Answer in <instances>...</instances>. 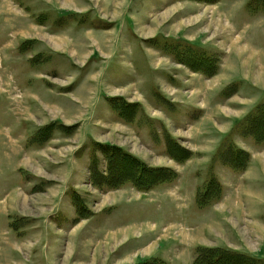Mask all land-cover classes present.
<instances>
[{"label":"rangeland","instance_id":"rangeland-1","mask_svg":"<svg viewBox=\"0 0 264 264\" xmlns=\"http://www.w3.org/2000/svg\"><path fill=\"white\" fill-rule=\"evenodd\" d=\"M262 136L264 0H0V264H264ZM93 143L177 176L97 186Z\"/></svg>","mask_w":264,"mask_h":264},{"label":"trees","instance_id":"trees-1","mask_svg":"<svg viewBox=\"0 0 264 264\" xmlns=\"http://www.w3.org/2000/svg\"><path fill=\"white\" fill-rule=\"evenodd\" d=\"M195 71H201L209 74L208 71L202 68H194ZM121 109V108H119ZM264 141V136L256 139V143L260 144ZM97 143H93L96 146ZM101 146V147H100ZM100 147L101 153L107 158L108 180L100 183L95 182L97 186L103 184L108 185L112 189H116L124 183L132 184L136 189L141 191H148L165 182H172L177 174L171 168L167 167H147L143 161L124 151L119 147L107 144H97ZM181 151L183 147L177 146ZM170 148V147H169ZM172 152V151H171ZM173 153V152H172ZM183 153V152H182ZM172 155H175L174 153ZM230 155H235L231 159L225 160L224 164L231 167L235 171L243 170L250 158L249 153L243 149H231ZM188 155L180 157L178 160H185ZM95 161V156L92 157ZM94 163L92 169L94 170ZM97 167V165H96ZM96 171V170H94ZM97 173V172H96ZM207 188L198 192L196 196L197 205L203 207L206 204L217 200L221 194V187L212 177L208 182ZM196 257L192 264H261L260 260L253 257H248L244 254L228 250L220 247H198L195 250ZM134 264H169L168 262L152 257L144 259Z\"/></svg>","mask_w":264,"mask_h":264},{"label":"crops","instance_id":"crops-1","mask_svg":"<svg viewBox=\"0 0 264 264\" xmlns=\"http://www.w3.org/2000/svg\"><path fill=\"white\" fill-rule=\"evenodd\" d=\"M246 167L248 168L249 165L247 166V164H246ZM246 167H245V168H246ZM245 168H244L243 170H240V171H237V172H241V171H242L243 173H242L241 176H244L245 173H247V170H248V169H247V170L245 171ZM220 195H221V194H220ZM219 198H220V197H219ZM219 198H218V199H219ZM218 199H217V200H218ZM200 208H201V207H200ZM198 209H199V208H198ZM220 248H222V247H220ZM223 248H224V247H223ZM225 249L232 250V249H229V248H225ZM232 251H235V250H232ZM235 252L243 253V254H246V255H249V256H252V257L254 256V258L257 257V256H255V255H253V253H251L250 251H247V250H245V253H244V252H240V251H235ZM140 261H141V260H140ZM128 264H131V263H128ZM132 264H134V263H132Z\"/></svg>","mask_w":264,"mask_h":264}]
</instances>
